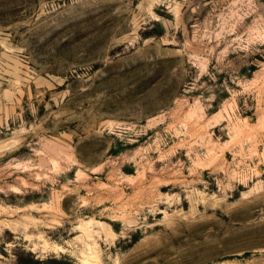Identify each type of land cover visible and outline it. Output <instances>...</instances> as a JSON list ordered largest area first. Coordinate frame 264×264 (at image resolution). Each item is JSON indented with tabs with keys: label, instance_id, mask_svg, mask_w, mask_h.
<instances>
[{
	"label": "rangeland",
	"instance_id": "obj_1",
	"mask_svg": "<svg viewBox=\"0 0 264 264\" xmlns=\"http://www.w3.org/2000/svg\"><path fill=\"white\" fill-rule=\"evenodd\" d=\"M32 258L264 264V0H0V264Z\"/></svg>",
	"mask_w": 264,
	"mask_h": 264
},
{
	"label": "trees",
	"instance_id": "obj_2",
	"mask_svg": "<svg viewBox=\"0 0 264 264\" xmlns=\"http://www.w3.org/2000/svg\"><path fill=\"white\" fill-rule=\"evenodd\" d=\"M31 261H32V264H39L41 261H42V259H31ZM22 264V263H21ZM24 264V263H23Z\"/></svg>",
	"mask_w": 264,
	"mask_h": 264
},
{
	"label": "bare ground",
	"instance_id": "obj_3",
	"mask_svg": "<svg viewBox=\"0 0 264 264\" xmlns=\"http://www.w3.org/2000/svg\"><path fill=\"white\" fill-rule=\"evenodd\" d=\"M92 221V220H91Z\"/></svg>",
	"mask_w": 264,
	"mask_h": 264
}]
</instances>
